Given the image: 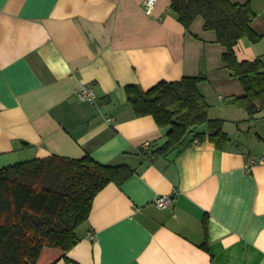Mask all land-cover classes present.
<instances>
[{"label": "crops", "instance_id": "obj_1", "mask_svg": "<svg viewBox=\"0 0 264 264\" xmlns=\"http://www.w3.org/2000/svg\"><path fill=\"white\" fill-rule=\"evenodd\" d=\"M230 1L250 3L262 36L241 39L237 59L263 56L264 0ZM142 3L0 0V166L88 155L131 169L120 186L96 194L76 244L51 249L50 264H264V165L245 168L246 154H264V109L248 121L230 104L243 88L200 18L186 32L170 0H157L150 14ZM196 76L228 140L218 148L190 137L178 153L146 155L142 145L156 150L166 129L136 117L124 88ZM81 85L94 87L95 104L77 99ZM159 196L171 203L157 208Z\"/></svg>", "mask_w": 264, "mask_h": 264}, {"label": "trees", "instance_id": "obj_2", "mask_svg": "<svg viewBox=\"0 0 264 264\" xmlns=\"http://www.w3.org/2000/svg\"><path fill=\"white\" fill-rule=\"evenodd\" d=\"M170 10L186 32L197 18L204 31L213 32L215 43L224 48L223 67L243 88V95L230 104L245 111L248 121L254 120L264 109V55L239 61L234 51L241 39L257 43L262 37L252 29L255 15L250 3L170 0ZM203 80L182 77L160 81L148 90L137 85L124 88L136 117L151 116L166 129L165 143L146 155L178 153L190 137L200 142L207 137L218 148L225 144L223 121L209 118L211 106L198 89ZM203 125L207 134L198 131ZM131 174L125 165H102L88 155H53L0 166V264H40L45 249L67 252L76 244V231L87 222L96 194L109 183L120 186Z\"/></svg>", "mask_w": 264, "mask_h": 264}, {"label": "built area", "instance_id": "obj_3", "mask_svg": "<svg viewBox=\"0 0 264 264\" xmlns=\"http://www.w3.org/2000/svg\"><path fill=\"white\" fill-rule=\"evenodd\" d=\"M157 0H143L142 7L146 14H150L155 6ZM76 97L78 100L83 102H90L92 104L96 103V94L94 87L91 85H81L76 91ZM200 141L197 139L193 140L191 145H196ZM149 147V143L145 142L142 145V149L147 151ZM263 166L264 165V154L260 156H253L250 154L245 155V168L251 169L253 166ZM171 203V198L169 196H159L154 200V205L159 208L163 209L167 207ZM88 239L91 241L95 240V235L90 233L88 234Z\"/></svg>", "mask_w": 264, "mask_h": 264}, {"label": "rangeland", "instance_id": "obj_4", "mask_svg": "<svg viewBox=\"0 0 264 264\" xmlns=\"http://www.w3.org/2000/svg\"><path fill=\"white\" fill-rule=\"evenodd\" d=\"M260 19H264V14L263 13H260ZM256 49H261L262 51H264V39L261 40L260 44H258L257 48ZM51 249H45L44 250V258L43 260L40 261V264H48L49 262H51ZM47 253V254H46Z\"/></svg>", "mask_w": 264, "mask_h": 264}]
</instances>
